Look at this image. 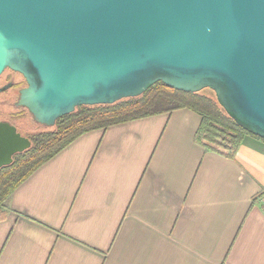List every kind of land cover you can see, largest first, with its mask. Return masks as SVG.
Here are the masks:
<instances>
[{
  "label": "crops",
  "instance_id": "1",
  "mask_svg": "<svg viewBox=\"0 0 264 264\" xmlns=\"http://www.w3.org/2000/svg\"><path fill=\"white\" fill-rule=\"evenodd\" d=\"M179 109L90 131L0 219V264H264V141L232 157Z\"/></svg>",
  "mask_w": 264,
  "mask_h": 264
},
{
  "label": "water",
  "instance_id": "2",
  "mask_svg": "<svg viewBox=\"0 0 264 264\" xmlns=\"http://www.w3.org/2000/svg\"><path fill=\"white\" fill-rule=\"evenodd\" d=\"M5 70L26 83L15 106L47 128L162 83L211 90L264 140V0H0V77ZM30 145L0 122V169Z\"/></svg>",
  "mask_w": 264,
  "mask_h": 264
},
{
  "label": "trees",
  "instance_id": "3",
  "mask_svg": "<svg viewBox=\"0 0 264 264\" xmlns=\"http://www.w3.org/2000/svg\"><path fill=\"white\" fill-rule=\"evenodd\" d=\"M179 109H189L201 117L197 142L207 151L232 157L245 137L257 138L228 117L209 89L194 94L184 93L156 83L135 98L123 99L112 105L78 107L73 113L58 119L54 130L33 134L31 147L14 155L11 165L0 169V219L17 187L80 136Z\"/></svg>",
  "mask_w": 264,
  "mask_h": 264
},
{
  "label": "rangeland",
  "instance_id": "4",
  "mask_svg": "<svg viewBox=\"0 0 264 264\" xmlns=\"http://www.w3.org/2000/svg\"><path fill=\"white\" fill-rule=\"evenodd\" d=\"M10 71H5L0 77V87L8 83V76ZM11 81L14 87L0 93V121L11 122L18 131L27 138H30L33 134L43 133L54 130V127H43L38 125L27 110L15 106V102L18 99V91L26 87L24 79L17 73L11 72Z\"/></svg>",
  "mask_w": 264,
  "mask_h": 264
},
{
  "label": "flooded vegetation",
  "instance_id": "5",
  "mask_svg": "<svg viewBox=\"0 0 264 264\" xmlns=\"http://www.w3.org/2000/svg\"><path fill=\"white\" fill-rule=\"evenodd\" d=\"M5 71H7V70H5ZM4 71V72H5ZM10 71V70H9ZM11 72L12 71H10V74H9V76H8V83L7 84H5L4 86H2V87H5V86H9L8 87V89L7 90H9V89H11V88H13L14 87V84H13V82L11 81V77H12V75H11ZM13 73H15V72H13ZM2 76V75H1ZM21 76V75H20ZM22 77V76H21ZM23 78V77H22ZM25 82V81H24ZM26 84V83H25ZM2 87H0V88H2ZM25 88V87H24ZM23 88V89H24ZM6 90V91H7ZM22 90V89H21ZM20 91V90H19ZM19 91H18V96H19ZM5 92V91H4ZM3 93V92H2ZM18 100V99H17ZM17 102V101H16ZM16 102H15V104H16ZM24 109V108H23ZM26 110V109H25ZM28 112V111H27ZM32 117V116H31ZM0 122H2V121H0ZM4 122H8L10 125H12V126H14L11 122H9V121H4ZM39 125V124H38ZM15 127V126H14ZM44 127V126H43ZM16 128V127H15ZM47 128V127H46ZM17 129V128H16ZM17 132L22 136V137H24L19 131H18V129H17ZM24 138H26V139H28L29 140V142H30V144L32 145V143H31V140H30V138H27V137H24ZM31 145H30V147H31ZM12 160H13V158H12Z\"/></svg>",
  "mask_w": 264,
  "mask_h": 264
}]
</instances>
